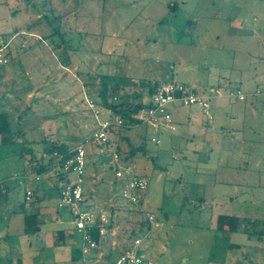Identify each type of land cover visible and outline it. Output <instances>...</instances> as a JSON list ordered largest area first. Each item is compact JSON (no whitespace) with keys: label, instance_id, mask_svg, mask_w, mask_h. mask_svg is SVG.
I'll use <instances>...</instances> for the list:
<instances>
[{"label":"rangeland","instance_id":"obj_1","mask_svg":"<svg viewBox=\"0 0 264 264\" xmlns=\"http://www.w3.org/2000/svg\"><path fill=\"white\" fill-rule=\"evenodd\" d=\"M0 36L9 42L0 112L16 133L10 143L0 137V264H116L123 240L146 233L139 253L155 264H264V95L254 94L264 88V0H0ZM223 77L249 94L250 109L216 98L208 119L197 106H170L174 116L197 110L193 140L175 120L174 131L109 129L121 161L147 182L143 211L130 203L113 147L85 141L98 129L87 101L102 120L115 117L103 105V80L109 103L116 94L133 105L155 82L206 90L229 87L216 84ZM203 135L210 151L193 145ZM82 142L86 207L109 219L104 249L86 255L71 213L58 208L62 169L48 163L61 155L44 152ZM146 212L157 221L151 228ZM221 214L236 217L238 229L218 227ZM27 215L36 233L24 232Z\"/></svg>","mask_w":264,"mask_h":264},{"label":"built area","instance_id":"obj_2","mask_svg":"<svg viewBox=\"0 0 264 264\" xmlns=\"http://www.w3.org/2000/svg\"><path fill=\"white\" fill-rule=\"evenodd\" d=\"M8 46L9 42L0 37V65L8 63L9 52H6ZM254 94L259 96L264 95V88L258 87ZM248 95L247 92H244L239 87L229 86L223 88L220 86H210L206 90H199L179 82L168 81L157 87L156 92L147 100V105L132 114V120L128 121V123H125L124 119L118 115H114L115 117L113 118L99 119L100 111L97 109V104L93 100H88L87 104L92 110L94 109L93 112L98 120V129L92 135V139L100 145L113 147L112 162L115 167V176L123 185L121 194L130 203L139 206L138 192L145 190L147 182L137 174L131 165L121 161L118 150L114 148L115 139L110 136L109 129L111 127H131L142 123L156 127L164 126L174 131L176 124L169 110L170 106H197L203 115L208 119H213L212 105L214 99L228 98L245 101ZM113 100H117V98L114 97ZM152 141L160 143V139L156 137H152ZM54 153V156L58 155L57 152ZM73 153L72 157L65 159L61 166L64 172L73 174L74 179L68 184H62L60 187L58 208L68 209L71 213L74 228L83 234L84 245L82 253L86 255L100 245L92 236L93 229H98L100 238L104 241L106 240L109 219L104 215V212L96 215L84 203L83 183L87 156L84 143L77 145ZM31 197L32 192L27 190L26 199L29 200ZM140 209L143 211L142 207ZM146 218L149 228L154 223H157L155 217L149 212H146ZM146 237H148V233L143 238H135L128 245L124 241L126 247L119 253L116 264H155L152 259L139 253V247Z\"/></svg>","mask_w":264,"mask_h":264},{"label":"trees","instance_id":"obj_3","mask_svg":"<svg viewBox=\"0 0 264 264\" xmlns=\"http://www.w3.org/2000/svg\"><path fill=\"white\" fill-rule=\"evenodd\" d=\"M1 38L3 39V37H1ZM108 83H109L108 81H105V80L102 81L101 94H102V98H103V105H105L107 108L112 110V113L114 115H118L121 118H123L125 123H128V121L132 120V114L136 113L142 107L147 105V103H146L147 101L138 102L137 104H133L132 105L131 103L126 102L125 100H121L116 94H115L114 97H116L117 100H119V102H117V100H112V102L109 103L108 102V97H109V93H110V89H109L110 87H108L109 86ZM158 86H159V84L157 82H155L152 85H150L149 91H148V96H149L148 98H150L156 92V89H157ZM126 128L127 127H124L123 129H126ZM121 129L122 128L119 129V132L121 131ZM15 136H16V133L13 130V125H12L7 113L0 112V137H1V142L2 143H10V142L13 141V138ZM91 139H92V137L86 139L85 141L88 142ZM117 150H118V152L121 151V146H120L119 143H118ZM55 151H57V153L60 154L61 156L58 158V160L55 157L51 158L50 162L48 163V166L55 165L53 167H56L57 165H60V167H61L62 163H64L65 159L72 157V155L74 154L71 151V149H69L64 144L63 145L62 144L61 145L52 144V147L45 149L44 152L51 154V153H54ZM131 153H134V150H132ZM125 160H126V158H125ZM39 171H40L39 173H44L45 172V165L42 164L39 167ZM61 175H62L61 177L63 179L62 180L63 184H68V183H70L72 181V179H70V175H71L70 172H64L62 170ZM83 185H84V183H83ZM32 194H33V192H32ZM84 203H85V205H87V201H86L85 195H84ZM217 221H218V224H219L218 227H220L224 231H236L238 229V222H237V218L236 217H231L229 215L221 214V215L218 216ZM24 222H25L24 232L30 234V233H36L38 231V229H39L38 226L31 227L28 215L25 216ZM92 236L100 244L94 250L101 251L102 249H104L105 241L100 238L98 229H93L92 230Z\"/></svg>","mask_w":264,"mask_h":264},{"label":"crops","instance_id":"obj_4","mask_svg":"<svg viewBox=\"0 0 264 264\" xmlns=\"http://www.w3.org/2000/svg\"><path fill=\"white\" fill-rule=\"evenodd\" d=\"M216 84H221V85H229V86H232V79H230L229 77H223L222 78V80L221 81H218ZM149 99V98H148ZM191 109H192V107H191ZM247 109H250L249 108V106H248V104H247V99L245 100V101H243V106H242V114H245V111L247 110ZM197 111V110H196ZM196 111L195 110H189L186 114L184 113V114H181V115H179V114H177L176 116H174L173 115V117H174V120L175 121H178V122H184V123H187V127L184 129V131H183V133H182V137H184V135H186V136H190V139H194V138H196V132H197V129H195V127H194V125H193V120L195 119V118H197L198 117V113L196 114ZM200 113V112H199ZM204 130H205V128H203V130H202V132H204ZM199 133H201V132H199ZM202 134V133H201ZM205 136L206 135H203V137H202V140H200L199 141V145H196V144H194L193 143V145H195L196 146V148H201V149H204L205 151H210L208 148H205L204 147V145H203V142H204V140H205ZM213 151V149H211V152ZM229 178L228 179H223V180H219L220 182L222 181V182H229ZM24 224H25V222H24ZM24 229V228H23ZM63 233V232H62ZM40 235H44V234H38V236L37 237H39V240H40V244L39 245H42L43 244V242H44V240H42L41 238H40ZM47 237V236H46ZM125 240H123V247L125 248L126 247V244H124L125 242H124ZM42 242V243H41ZM30 243V242H29ZM127 243V245L129 244V242L127 241L126 242ZM29 245H32V242L29 244ZM125 245V246H124ZM47 246H53V247H57V246H55L54 244H52V245H49V244H47Z\"/></svg>","mask_w":264,"mask_h":264}]
</instances>
